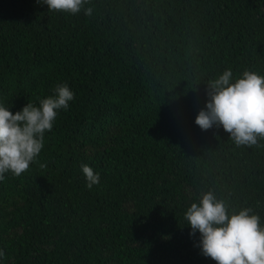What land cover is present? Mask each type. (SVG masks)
<instances>
[{
    "label": "trees",
    "instance_id": "16d2710c",
    "mask_svg": "<svg viewBox=\"0 0 264 264\" xmlns=\"http://www.w3.org/2000/svg\"><path fill=\"white\" fill-rule=\"evenodd\" d=\"M88 6L0 0V103L75 93L37 160L0 181V264H217L185 212L212 191L264 225V140L237 147L195 120L217 74L264 75V0ZM82 164L100 175L91 189Z\"/></svg>",
    "mask_w": 264,
    "mask_h": 264
},
{
    "label": "clouds",
    "instance_id": "9594fccd",
    "mask_svg": "<svg viewBox=\"0 0 264 264\" xmlns=\"http://www.w3.org/2000/svg\"><path fill=\"white\" fill-rule=\"evenodd\" d=\"M37 2L46 4L49 11L73 16L83 11L91 17L94 10L88 6L91 0ZM208 87L210 99L195 120L202 130L222 126L237 147H253L264 140V75L245 69L234 77L233 70L227 68L209 81ZM74 97L68 84L62 83L55 86L52 95L41 99L39 106L29 102L15 114L0 103V181L9 172L19 177L37 160L45 133L53 129L58 111L67 110ZM81 169L89 189L100 183L93 168L82 164ZM184 219L192 229L190 235L201 234L202 254L217 264H264V225L253 208H231L207 191L187 208Z\"/></svg>",
    "mask_w": 264,
    "mask_h": 264
}]
</instances>
